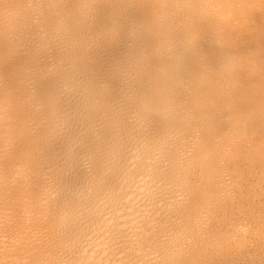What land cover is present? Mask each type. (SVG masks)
I'll use <instances>...</instances> for the list:
<instances>
[{
	"label": "bare ground",
	"instance_id": "6f19581e",
	"mask_svg": "<svg viewBox=\"0 0 264 264\" xmlns=\"http://www.w3.org/2000/svg\"><path fill=\"white\" fill-rule=\"evenodd\" d=\"M0 264H264V0H0Z\"/></svg>",
	"mask_w": 264,
	"mask_h": 264
}]
</instances>
